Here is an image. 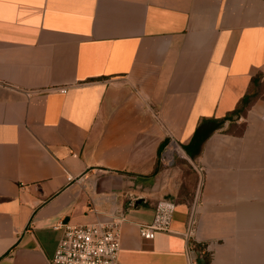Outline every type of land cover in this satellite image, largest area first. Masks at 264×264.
Masks as SVG:
<instances>
[{"label": "crops", "instance_id": "crops-1", "mask_svg": "<svg viewBox=\"0 0 264 264\" xmlns=\"http://www.w3.org/2000/svg\"><path fill=\"white\" fill-rule=\"evenodd\" d=\"M110 219L117 264H264V0H0V264Z\"/></svg>", "mask_w": 264, "mask_h": 264}, {"label": "built area", "instance_id": "built-area-1", "mask_svg": "<svg viewBox=\"0 0 264 264\" xmlns=\"http://www.w3.org/2000/svg\"><path fill=\"white\" fill-rule=\"evenodd\" d=\"M60 92H65L64 89ZM177 144L169 138L161 154L163 166L172 165ZM175 204L167 199L158 200L152 221L140 226L139 235L145 240H153L157 233L171 232V221ZM61 232L50 264H117L121 247V220L95 222L85 225L55 226ZM197 261H191L196 264Z\"/></svg>", "mask_w": 264, "mask_h": 264}, {"label": "rangeland", "instance_id": "rangeland-1", "mask_svg": "<svg viewBox=\"0 0 264 264\" xmlns=\"http://www.w3.org/2000/svg\"><path fill=\"white\" fill-rule=\"evenodd\" d=\"M244 128V124L240 125H230L228 128H223L226 131H235L239 132ZM177 163H180L177 156H174L173 158V165L175 166ZM182 177H188L193 178L192 182L183 180V183L180 187V195L181 200H190L193 201L195 194L198 190V177L195 175L194 171L191 170V167H183Z\"/></svg>", "mask_w": 264, "mask_h": 264}, {"label": "trees", "instance_id": "trees-1", "mask_svg": "<svg viewBox=\"0 0 264 264\" xmlns=\"http://www.w3.org/2000/svg\"><path fill=\"white\" fill-rule=\"evenodd\" d=\"M253 97H254V96L251 95V94L245 96V97L243 98V100L241 101V104L237 107V109H235V110L232 112L231 116H233V115H237V116H239V115L243 114V113H244V108H245V106L249 103V101H250ZM226 120H227V119H224V120H222L221 122H219V124H218L217 127L220 128V127L224 124V122H225ZM167 200H168V199H167Z\"/></svg>", "mask_w": 264, "mask_h": 264}, {"label": "water", "instance_id": "water-1", "mask_svg": "<svg viewBox=\"0 0 264 264\" xmlns=\"http://www.w3.org/2000/svg\"><path fill=\"white\" fill-rule=\"evenodd\" d=\"M196 264H205L204 260L199 258L196 262Z\"/></svg>", "mask_w": 264, "mask_h": 264}]
</instances>
